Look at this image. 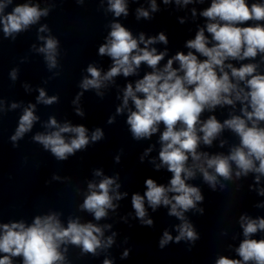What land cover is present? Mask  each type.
Returning <instances> with one entry per match:
<instances>
[{
    "label": "clouds",
    "instance_id": "1",
    "mask_svg": "<svg viewBox=\"0 0 264 264\" xmlns=\"http://www.w3.org/2000/svg\"><path fill=\"white\" fill-rule=\"evenodd\" d=\"M162 2L169 5L173 0ZM194 2L203 4L204 0H174L181 7ZM11 3L12 0L0 3V26L5 38L12 37L15 40L18 34L27 31L41 17L49 15L50 8L41 9L38 4L32 3L16 4L11 12L5 14V7ZM76 3L83 5L84 0H76ZM150 8L152 13L159 11L156 0H150ZM107 11L117 18L122 15L127 17L128 4L126 0H108ZM191 14L196 16L195 8L191 10ZM200 16L207 23L198 28L194 39L186 41L185 46L190 51L187 54L177 52L167 59L163 68L158 65L167 55V49L158 53L155 47H148L157 42L165 45L169 43L163 31L147 40L144 33H140L137 39L121 23L111 22V31L105 37L106 42L99 46L98 55L110 57L112 67L101 75L98 67L89 64L86 70L91 78L84 77L79 85L83 90L99 89L105 81H113L118 75H134L142 63L152 69L137 80L134 87L131 83L126 85L122 105L117 107L116 113L121 114L128 108L129 100L132 101L134 110L128 109L126 123L132 138L137 141L151 138L160 130V125H163L164 130L159 137L161 163L156 164L155 169L166 166L172 175L168 186L158 184L151 178L146 179L144 195L133 193L131 203L142 226L149 227L153 226V220L144 219L147 215L145 199L153 211L161 205H170L168 215L182 221L177 226L179 235L175 237V242L184 240L192 247L200 239V235L185 217V213L196 210L204 215V209L197 208V204H202L205 199L199 187L186 182L195 178L196 171L202 174L204 182L213 192L220 183L218 177L225 181L232 180L233 165L236 178L256 173L255 183L259 184L264 176V126H261L264 122V73L258 71L261 64H264V0L252 3L248 0H211L209 6L200 12ZM136 18L153 19L143 7L137 8ZM249 21L257 23L249 24ZM179 23L184 24L185 20L179 18ZM38 31L51 32V29L45 24ZM38 39L43 41V46L37 49L33 45V49L44 54L49 70L56 68L60 43L58 38L48 35L38 36ZM140 44L144 47H140ZM258 55L259 62L241 63L239 67L229 62L255 61ZM175 62H178V68L173 67ZM10 76L15 80L17 70L13 69ZM25 87L27 90V86ZM82 95L83 92L78 93L73 103H77ZM56 102L57 96L47 97L44 89H39L37 103L52 105ZM236 102L241 104L240 115H232L223 123L215 115L201 120V114L205 110L211 112L217 106L224 105L234 108ZM17 107L16 103L11 105L12 109ZM0 111L3 109L0 108ZM34 112L33 104L24 109L15 134L10 137L14 146H18L16 142L30 132L34 123L39 120ZM76 114L84 116L80 108L76 109ZM114 122L115 118L110 117L108 123ZM44 126L54 130L37 133L32 139L42 145L44 150L50 151L57 161H67L77 152L86 151L90 142L94 145L104 138V132L100 128H96L89 137L85 126H73L70 123L61 125L55 117H50ZM224 129L231 130L239 137V145L232 147L228 155H209L207 152L197 151L201 143L211 147ZM66 133L73 135L66 140L63 135ZM224 143L226 141L222 140L220 146L223 147ZM151 151V147L145 150L140 158L141 162ZM189 159L192 161L191 165L188 163ZM115 162H120L119 156L115 157ZM94 175L102 176V172L94 170ZM118 179L119 174L115 177L104 176L98 184L89 182L88 194L78 206L79 210L91 213L96 221L107 217L108 209L115 211L117 205L113 204V200L127 196V193L110 195L114 191L113 185L116 189L120 188V184L116 183ZM220 188L223 190L226 185L220 184ZM258 195L264 196V188L258 189ZM59 215L57 212L37 215L30 225L22 220L0 224V253L4 254L0 257V264H13V257H22L23 264H65L68 249L65 247L61 251L62 245L79 247L81 256H96L97 249L110 247L114 243L111 236L106 242L101 239L102 227L91 222L81 223L79 217H70L65 227ZM240 226L245 238L235 249L239 259L220 256L215 264H264V239L249 238L258 231H264V218L252 219L241 215ZM104 227L110 228L111 225ZM170 241H173V237L165 231L159 247L163 249ZM130 251L125 250L121 258H128ZM103 264H113V261L105 259Z\"/></svg>",
    "mask_w": 264,
    "mask_h": 264
}]
</instances>
